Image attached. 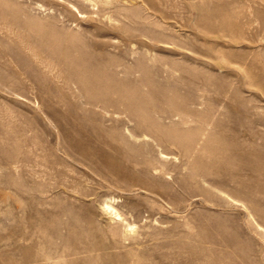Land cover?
Listing matches in <instances>:
<instances>
[{
	"label": "rangeland",
	"instance_id": "374dc122",
	"mask_svg": "<svg viewBox=\"0 0 264 264\" xmlns=\"http://www.w3.org/2000/svg\"><path fill=\"white\" fill-rule=\"evenodd\" d=\"M8 2L25 8L31 26L64 30L96 26L88 22L89 9L81 5L89 3L83 0ZM127 5L140 11L149 38L131 30L143 19L132 14L128 19L124 11L112 8L110 15L117 19L98 23L96 37L98 63L110 58L112 62L98 66L108 74L120 64V71L126 72L121 78L152 93L158 107L174 105L193 112L195 107L193 121L176 127H192L203 135L198 141L209 136L212 145L220 142L215 140L239 141L241 150H229L228 155L264 158V0H131ZM82 7L84 15L79 12ZM4 14L9 16L8 11ZM39 90L0 85V264H119L114 255L138 251L144 255L139 264H264V230L258 227L264 229L262 218L248 216L239 203L227 204L219 195L215 199L216 195L185 189L182 180L191 169L180 148L171 142L156 147L150 136H141L143 129H138V138L130 137L129 146L117 141L115 145L104 129L120 132L126 125L137 127L135 121L115 115L120 123L110 122L99 110L97 116L85 106L76 109L67 91L68 97L60 98L55 91L46 96L47 90ZM87 123L106 137L98 136L90 155L98 166L104 161L113 164L102 167L98 176L78 164L77 154L67 145L80 139L74 135L75 126ZM17 156L18 165L12 162ZM143 156L151 157V164L143 163ZM211 159V153L204 155L205 161ZM243 171L240 179L251 178L248 170ZM261 196L257 193L253 199ZM110 198L137 227V240L153 232L155 237L171 236L166 239L179 246L156 251L155 242L138 247L133 240L130 244L138 250L111 248L112 219L102 209V202Z\"/></svg>",
	"mask_w": 264,
	"mask_h": 264
},
{
	"label": "bare ground",
	"instance_id": "6f19581e",
	"mask_svg": "<svg viewBox=\"0 0 264 264\" xmlns=\"http://www.w3.org/2000/svg\"><path fill=\"white\" fill-rule=\"evenodd\" d=\"M84 1L88 2L89 5L81 6H84L85 9H89L87 12L89 15L86 17L88 22L96 24L94 30H86L80 26L73 30L58 29L55 26H51V28L48 29L42 24H33L31 26L30 22H28V13L25 11V8L18 5V3L10 4L8 0H0V83H15L20 87L30 86L38 90H47V94L45 93L46 96H53V91H55L60 98H67L68 95L65 93L67 91L70 94L71 100L75 101L76 105L74 107L76 109L84 108L85 106L88 110H92L97 116L99 110L103 115H108L109 119L107 120H110V122H112L111 120L117 119L115 120L116 123H120L118 117L115 115H119L120 117L124 116L129 121H135L134 123L137 124V127L129 128V125H126L120 132L114 129L109 131L104 129L108 137L107 140L113 139L114 142L117 141L121 146L126 147V145L129 144L130 137L138 138V129H143L144 132L141 133V136H150L156 147L162 146L165 142L173 143L181 149L184 156L183 158L186 159V161L183 162L191 169L187 178L182 180L185 189H192L193 192L208 197L216 195L215 199H218L217 197L219 195L222 200H224L223 202L227 204L231 202L239 203L240 205L238 206L241 210L245 211L248 216L256 214L260 216L264 222V158L260 154V157H257L258 154L252 153V155L247 154L244 156L240 153L233 156V154L236 153L234 152L228 155L227 152L229 150L233 151L232 149H234L237 152L241 150L242 145L239 141L227 144L224 141L215 140L216 142H220L216 145H212L210 144L212 139L210 136L208 138H201V140H203L202 142H200V140L198 141V135H203L198 134L199 132L194 131L195 129L192 127H176L177 123L188 125L193 121L190 117L195 114V107H193L194 112L192 109L186 111L182 109V107H175L172 105L173 102L168 103V105H172L171 107H158L159 105L155 102L152 93L147 90L144 91V89L141 88L135 89L121 78L126 72L123 71L124 73H122V71H120V64H115L114 73L109 72L106 74L105 70L98 65L104 63L109 64L112 61L111 58L108 62H105L106 59H103L104 63H98V41L96 37L98 36V23H103L107 20L112 24V21L117 19H114L113 16L110 15L112 8L124 11L128 19L130 14L135 18L143 19L139 21L140 25L138 27L131 28V30H133L132 32L135 31L138 33L137 36L149 38L148 34L150 33L147 34L146 22L144 18L139 15L140 11H137L138 9H130L127 5L131 0H83V2ZM4 10L8 11L9 16L4 14ZM82 10H84L83 7ZM79 12L83 15L86 13L85 10ZM157 12H159V10ZM21 29H23L22 32L20 31ZM32 34L36 36V39H32ZM154 37H156V34ZM126 70L129 71V69ZM2 72L9 73L8 75H2ZM40 93L43 92L40 91ZM154 95L157 96L158 93H154ZM163 95L166 94L163 93ZM29 99L30 98L27 100ZM238 116L240 115H237V118ZM206 117L207 116H205V118ZM175 118H178L177 122ZM165 120H168L171 125H165L163 122ZM237 120H239V118ZM103 121L105 120L103 119ZM66 128H64V131L68 132L70 129L67 130ZM198 128L199 127L196 129ZM206 129L209 130V128ZM74 132V135L80 139H73L67 142V145L70 150L77 154L76 162L78 164L87 167L96 176L102 174V167L113 166L110 161L101 162L98 166V161L90 155V147L93 143H98V136L100 140L106 139V137L98 135V127H92L91 124L89 125V123H87L86 126L84 125L83 127L75 126ZM118 143L115 142L113 144L116 145ZM262 145L263 143L261 146ZM117 147L120 146L117 145ZM208 153L213 155V159L205 161L204 155ZM163 154L162 150H158L160 158H164L162 157ZM129 157L131 158V156ZM151 159V157H141V160L145 164H151ZM153 161L154 159L152 162ZM12 162L18 165L17 163L21 162L20 157L14 158ZM231 169H238V172L235 173L231 171ZM245 169L249 171V177H251L247 180L246 178H244V180L243 178H239L242 177V172H244L243 170ZM111 174L112 172L110 175ZM159 174H163L164 176L166 173L161 170ZM189 176L192 177V182L187 184ZM234 184L235 186H233ZM71 191L78 192L75 189H71ZM257 193H260L262 196L259 199H253L254 195ZM221 198L219 200H221ZM235 204L233 203V206ZM102 209L106 214H109L112 219L109 230L111 234L110 241L112 242L111 248H128L129 246H133L130 244L133 240H135L138 247L155 242L154 249L156 251L166 248L167 246L173 249L179 246L173 240L170 241L166 239V237L169 238L171 236L155 237L153 236V232L137 240L134 237V234L137 232V227L127 216V213L116 207L115 201L111 198L108 200L105 199L102 202ZM176 212L178 213L179 211ZM76 220L77 219H75V221ZM78 223L77 221V224ZM258 227L264 230L260 225H258ZM161 231L162 233L169 232V230L163 231V229ZM82 238L84 239V237H81V239ZM137 246L133 247L138 250ZM87 251L91 252L93 249ZM138 254L139 251L130 254H117L114 255L113 260L119 264H139L141 259L144 258V255L140 253L141 255L139 254V256H137ZM85 264L88 263L86 262Z\"/></svg>",
	"mask_w": 264,
	"mask_h": 264
}]
</instances>
